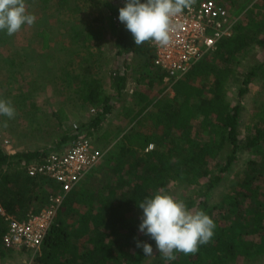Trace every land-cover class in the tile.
Here are the masks:
<instances>
[{"label": "trees", "instance_id": "1", "mask_svg": "<svg viewBox=\"0 0 264 264\" xmlns=\"http://www.w3.org/2000/svg\"><path fill=\"white\" fill-rule=\"evenodd\" d=\"M105 6L109 12L108 25L114 37L116 55L125 59V69L121 71L116 67L111 76V85L120 98L127 99L123 97V91L127 88L128 68L137 74L135 80L139 83L147 80L153 84L155 76L164 83V75L154 63L155 49L151 42L136 46L131 33L119 21V9L124 5L106 1ZM240 22L232 36L220 40L214 51L206 54L172 83L171 98H153L148 92L135 91L133 101L124 107L123 114L129 118V125H137L144 130L135 131L133 135L125 134L116 152H111L107 157L108 163H111L115 157L119 162L125 154L130 155L132 162L126 173L118 175L115 182L109 181L94 191L90 202L85 201L89 206L85 211L75 205V201L84 204V200H76L77 188L71 190L40 251L35 253L32 264H143L147 257L142 248L137 247V241L152 246L155 241L139 231L143 215V210L138 206L140 201L158 192L170 193L171 182L205 184V191L210 190L235 162L238 151H264V105L254 114L256 123L248 125L246 136L241 137L240 100L233 105L228 98L229 83L237 73L236 62L253 43L261 42L259 35L264 28V23H256L254 18L246 24ZM103 29V25H91L86 38L90 41L103 39ZM51 34V31L44 29L38 32L43 49L52 48ZM74 34L77 35L78 31ZM59 50L62 57L59 63L58 56L55 60L60 67V71L55 73L56 78L67 89L70 85H76L74 91L83 103L94 105L99 112L94 118L84 121L78 129H70L65 123L70 117L65 107L61 106L51 113L59 129L57 135L60 136V140L51 147L43 151L19 150L14 153L0 148V203L8 213L19 218L30 210L39 211L47 203L48 189L56 186L54 181L30 176L27 165L52 149L66 147L80 133H94L113 106V97L104 93L101 80L93 77L89 80L85 75L81 77L82 73L75 72L76 67L69 69L72 61L64 56L66 48L61 46ZM45 56L48 57V53L45 52ZM35 58H39L35 59L38 62L41 55L37 54ZM34 66L39 71L50 70L44 62ZM85 72L86 75L91 73V66H87ZM259 73L264 74V62L243 74L245 86L239 90V97L244 95L252 78ZM71 75L76 76L74 83ZM35 107L32 105V108ZM195 120L200 121L199 131L194 129ZM109 135L110 132L106 131L101 138L106 139ZM149 144L155 147L146 151ZM134 145H137V150H133ZM227 148L229 153L225 160L221 155ZM257 179H262V183L256 182ZM204 193L201 195L204 196ZM177 200L184 201L188 209L196 206L208 208L206 201L199 202L196 197ZM247 201L251 207H247ZM227 205L228 208L225 207ZM219 208L222 211L218 216L214 214L216 209H204L216 225L215 235L209 244L201 245L194 255L178 253L174 261L163 258L154 264H227L245 261L264 245V160L261 163L248 161L244 178ZM69 218L74 222H69ZM5 230V220L0 214V256H6L8 250L3 241ZM256 235L262 237L260 242H256Z\"/></svg>", "mask_w": 264, "mask_h": 264}, {"label": "rangeland", "instance_id": "2", "mask_svg": "<svg viewBox=\"0 0 264 264\" xmlns=\"http://www.w3.org/2000/svg\"><path fill=\"white\" fill-rule=\"evenodd\" d=\"M106 1L119 5H124L125 2V0H47L45 3L42 0H26L27 11L36 16L35 23L31 26L23 25L21 30L13 36H8L5 32L0 31V99L11 100L16 110L14 119L9 120L7 117L0 116V134L2 136L0 148L7 152L11 150L9 153H14L19 150L43 151L51 147L60 140V136L57 135L59 134V129L51 113L54 109H59L63 104H66L67 107L71 108V111H74L73 117L65 121L70 129H74V123L83 125L85 117L80 118L82 112L88 110V113L92 114L94 118L92 108H95V106L84 104L82 100L79 101L78 96L69 97L70 91L75 88L73 85H70L69 89H66V87L63 89L64 85L60 83L59 78H56L57 75L55 73L60 71V67L57 63L55 64V60L57 56V61L62 57L59 47L64 46L66 48L64 56L68 59L76 56L82 59L86 66H91L95 61H98L97 63L100 66L101 62H103V71L101 72L106 82L108 81L114 71L112 63L116 55L114 53L116 48L114 46V37L110 33L108 25L109 12L105 6ZM217 1L224 3L233 14L240 15V23L246 24L251 18H254L256 23H264V0H256L253 5L250 3L252 0ZM258 5L259 7H257ZM91 25L104 26L103 39L90 41L86 38L87 30ZM43 29L52 32L50 43L53 46L51 49H43L41 47L42 38L38 36V32ZM76 31H78L77 35L74 34ZM84 37L87 40H84ZM259 38L261 42L253 43L244 55L240 57V60L236 62L237 73L228 86V98L232 104L236 105L240 100L241 118L239 131L241 137L246 136V127L248 125L256 123L257 118L254 114L264 105V74L255 75L244 95L242 97L238 95L239 90L245 86L242 82L243 74L253 66L264 62V28ZM74 44H77V46L74 47ZM45 52L48 53V57L45 56ZM37 54L41 55V59L38 62L35 61V59H39L35 58ZM94 57H96L95 60L87 63L86 59L92 60ZM43 62L48 69L50 68L49 71H39L35 68L34 65L39 66ZM86 66L78 67L74 63L73 67H76L77 71L81 69L82 72L80 73H83V67ZM128 75L130 78V89H134L136 85L133 80L136 79L137 74L132 69L128 70ZM149 80L151 79L149 78ZM154 80L155 83L152 85V89H149L147 80L142 82L138 89L148 92L153 98L158 96L171 98V90L165 91V84L160 78L155 76ZM65 93H68L67 96ZM32 105L36 107L32 108ZM78 107L81 108L78 109ZM82 108L84 109L82 110ZM76 109L80 112V116L76 113ZM117 118L118 116L114 117V119ZM4 121H7L6 127L4 126ZM111 121L115 122L117 120ZM116 125L121 127L117 129L108 126L112 128V131H110V135L106 139L101 138L102 127L100 130L98 128L96 133L94 131L91 134L97 145L105 150V155L101 162L93 168L77 187L76 200L82 199L84 204H79L75 201V205L81 211L89 209L85 201L91 200L94 191L101 189L109 181L115 182L118 175L121 176L126 173L130 162H132V157L128 154L121 157L119 162L118 158L115 157L114 162L108 163L107 157L111 152H116L115 149L122 142L125 134L133 135L135 131L144 129L137 125H129L125 121ZM193 125L195 131L200 130L199 120H195ZM5 139L9 140L8 146L4 142ZM154 147L155 145L153 144V147L150 148L149 144L145 150L150 151ZM132 148L133 150L138 149L137 145ZM228 153L229 148L222 153L221 158L226 160ZM250 160L261 163L264 160L263 149L238 151L235 162L228 171L222 174L221 180L215 183L210 190L205 191V184L183 185L171 182V192L161 193L171 195L175 199L196 197L199 202L206 201L208 208H198L196 206L190 210L195 213L212 208V210L216 209L214 214L216 215L217 213L218 216L219 211H222L219 207L224 205L227 196L237 189L244 178L247 163ZM256 182L262 183V179H257ZM203 193L204 196L201 195ZM246 205L251 207L249 201L246 202ZM225 207L228 208V205ZM68 221L73 223L74 219L69 218ZM260 238L262 237L256 235V242H260ZM5 247L8 249L7 254L6 256H0V264H32L35 252L31 249ZM153 250L154 255L147 257L143 264H154L156 261L163 259L156 250V244L153 245ZM227 264H264V245L255 250L249 259Z\"/></svg>", "mask_w": 264, "mask_h": 264}, {"label": "built area", "instance_id": "3", "mask_svg": "<svg viewBox=\"0 0 264 264\" xmlns=\"http://www.w3.org/2000/svg\"><path fill=\"white\" fill-rule=\"evenodd\" d=\"M240 17L217 0L194 1L191 7L172 17L169 44L151 43L155 49L154 63L164 75L166 88L171 89L175 80L214 51L220 40L232 36ZM92 111L96 116L99 109L95 107ZM73 125L74 129L80 126L78 123ZM4 142L9 145V140ZM104 155L105 150L90 134L80 133L68 146L52 149L32 160L27 165L28 174L54 181L56 186L48 189L47 203L39 211L30 210L23 218L8 213L0 203V214L6 224L4 244L39 252L68 193L79 186Z\"/></svg>", "mask_w": 264, "mask_h": 264}, {"label": "clouds", "instance_id": "4", "mask_svg": "<svg viewBox=\"0 0 264 264\" xmlns=\"http://www.w3.org/2000/svg\"><path fill=\"white\" fill-rule=\"evenodd\" d=\"M194 0H125L119 21L131 33L136 46L145 42L166 46L170 42L171 18L191 7ZM36 16L27 11L26 0H0V31L13 36L23 25H33ZM11 100L0 99V116L14 119ZM7 126V121H4ZM143 210L139 231L155 241L156 250L166 261L177 254L194 255L215 235V222L203 210L193 212L184 201L158 192L138 205ZM146 257L154 255L153 246L137 241Z\"/></svg>", "mask_w": 264, "mask_h": 264}, {"label": "crops", "instance_id": "5", "mask_svg": "<svg viewBox=\"0 0 264 264\" xmlns=\"http://www.w3.org/2000/svg\"><path fill=\"white\" fill-rule=\"evenodd\" d=\"M256 2V0H252L250 3H251V5H253L254 3ZM93 40H96V39H93ZM75 46H77V44H74V47ZM116 48V47H115ZM117 50V49H116ZM110 53V52H109ZM114 53L116 54V52L114 51ZM95 58L96 57H94L92 60L91 59H86V61H87V63L89 62V63H91V61H93V60H95ZM70 61H72V66H69V69H72V67L74 66V63L78 66V67H81L82 65L83 66H86V64H85V62L82 60V59H80V58H78V57H76V56H74L73 58H70L69 59ZM113 61V60H112ZM115 61V62H114ZM114 61H113V63H112V65H113V69H115L116 67H118V68H120V70L122 71V70H124L125 68V59L124 58H120L118 55H115V58H114ZM129 61V60H128ZM131 61V60H130ZM98 61H95V63H93L92 65H91V73H89V74H87L86 75V72H85V70H86V67H83V73H82V75H80L81 77H83L84 75V77H86V78H89V80L93 77V78H98V79H100L101 80V82H102V84H103V87H102V89H103V91H104V93H106V94H109V95H111L112 97H113V106H112V108H111V110L109 111V112H107L105 115H104V117H103V119H102V122H101V124H100V126H99V130H100V128L102 127L103 129V131H102V134L103 133H105L106 131L107 132H110V131H112V128L111 127H108V126H112V127H114V128H120V127H118V125H116L117 123H121L122 121H125V122H127V124H128V119L129 118H125L124 117V107L126 106V105H128V104H130V102L131 101H133V97H134V95H136V93H135V91H138V92H146V91H142V90H139L138 89V87L141 85V82L139 83L138 81H136L135 79L133 80L134 81V83H135V85H136V87L134 88V89H130V78H129V75H128V70H132V68H128L127 70H126V73H127V88H126V91H123L124 92V94H123V97H125V98H127L126 100H122V98H120V95H118V92L112 87V85H111V77L108 79V85H107V82H106V79L104 78V76H103V73L101 72V71H103V69H102V67H103V65H104V63L103 62H101V64H100V66L98 65V63H97ZM111 65V66H112ZM89 66V65H88ZM76 73H79L80 74V72H82V70L80 69L79 71H75ZM78 74V75H79ZM113 74V73H112ZM72 81H73V83L75 82V80H76V76L74 77V75H71V78H70ZM151 82L152 81H150L149 82V84H148V86H149V89H152V85H154V83L153 84H151ZM165 84V83H164ZM164 87H165V85H164ZM65 88V86H63V89ZM67 89V88H66ZM75 89H76V85H75ZM75 89H72V91H70V95H69V97H71V96H78V99H79V101L81 100L80 99V97H79V94L78 93H76L74 90ZM165 89V91H170V92H172L171 93V95H173V91H172V88L171 89H167L166 87L164 88ZM129 93V94H128ZM66 94V96H67V94L68 93H65ZM147 94H149V93H147ZM128 96V97H127ZM122 97V96H121ZM88 105H90V104H88ZM61 106H64L65 107V111H66V113L69 115V117L71 118V117H73V113H74V111H71V108H69V107H67L66 106V104H63V105H61ZM87 106V105H86ZM94 106V105H93ZM85 108V107H84ZM84 108H82V110L84 109ZM57 109H54V111H56ZM76 113L80 116V112H78V110L76 109ZM116 116H118V118L117 119H114V117H116ZM83 117H85V121H89L90 119H92L93 117H92V114H90V113H88V110L87 111H85V112H82V115H81V117L80 118H83ZM95 117V116H94ZM81 120H83V119H81ZM111 120H117V121H115V122H113V121H111ZM110 124V125H109ZM98 130V129H97ZM97 131L95 130V133H96Z\"/></svg>", "mask_w": 264, "mask_h": 264}]
</instances>
